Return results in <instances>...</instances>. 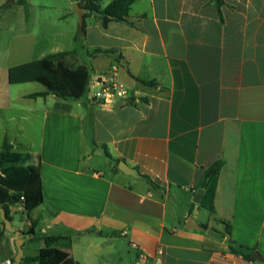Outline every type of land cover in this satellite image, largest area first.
Here are the masks:
<instances>
[{
    "label": "crops",
    "instance_id": "crops-1",
    "mask_svg": "<svg viewBox=\"0 0 264 264\" xmlns=\"http://www.w3.org/2000/svg\"><path fill=\"white\" fill-rule=\"evenodd\" d=\"M10 34L14 46L0 59V152L7 142L30 154L44 193L29 215L21 203L10 207L16 230L36 229L23 235V257L53 237V264H134L141 254L160 264H264L230 251L233 241L264 258V0H134L126 21L103 25L89 14L78 34L38 51L23 47L22 31ZM62 52L90 76L116 65L137 94L116 109L88 97L32 98L46 87L9 82L11 67ZM104 147L141 177L110 163ZM221 160L212 212L201 206L205 190L193 199ZM190 218L203 230L189 228ZM0 231V264L14 261L17 238L1 214Z\"/></svg>",
    "mask_w": 264,
    "mask_h": 264
},
{
    "label": "trees",
    "instance_id": "trees-1",
    "mask_svg": "<svg viewBox=\"0 0 264 264\" xmlns=\"http://www.w3.org/2000/svg\"><path fill=\"white\" fill-rule=\"evenodd\" d=\"M82 7L86 9V16L95 14L107 25L111 21H126L129 16L134 0H113L106 7L102 8L100 0H79ZM20 4L26 5V0H18ZM223 0H218L221 6ZM85 16V17H86ZM85 28V21L82 29ZM68 52L55 53L46 57L11 67L9 70V82L11 84H22L28 82H39L46 87L45 92L31 94L30 97H43L54 94L62 99L83 100L88 97V83L90 74L85 67L72 69L62 60ZM147 84V83H146ZM13 146L5 143L0 152V205L5 208L7 217L12 221L10 207L21 203L28 215L44 202L42 178L39 166L32 163L30 154L12 151ZM104 156L112 164L118 166L120 160L115 159L104 147ZM224 161H218L211 165L199 185L205 190L201 206L210 211H214V197L217 189L218 177ZM153 184L150 178L144 176ZM226 224L229 232L230 226ZM4 229L5 224L3 222ZM35 226L32 225L25 235L35 234ZM3 233L0 231V243ZM57 238H46L47 249L39 255L23 257L21 264H53L59 252L50 249ZM230 251L241 255L246 259L253 260L252 250L243 245H237L230 241ZM14 262V261H13ZM63 264H79L74 260L66 261Z\"/></svg>",
    "mask_w": 264,
    "mask_h": 264
},
{
    "label": "rangeland",
    "instance_id": "rangeland-1",
    "mask_svg": "<svg viewBox=\"0 0 264 264\" xmlns=\"http://www.w3.org/2000/svg\"><path fill=\"white\" fill-rule=\"evenodd\" d=\"M16 1L0 0V11L7 6L12 8L11 13H0V59H5L6 49L14 46L11 30L17 29L24 33L25 37L20 42L24 48L35 45L38 51L47 48L48 41L62 40L64 34L72 32L78 34L81 29L72 5L73 0H28L27 5ZM37 51L35 57L26 54L20 60L38 58ZM34 83L42 86L39 82Z\"/></svg>",
    "mask_w": 264,
    "mask_h": 264
},
{
    "label": "built area",
    "instance_id": "built-area-1",
    "mask_svg": "<svg viewBox=\"0 0 264 264\" xmlns=\"http://www.w3.org/2000/svg\"><path fill=\"white\" fill-rule=\"evenodd\" d=\"M118 78V68L114 65L108 73L90 76L88 83V98L102 106L112 107L117 102H127V100L136 95ZM159 251L158 255H161ZM2 264H13V261L7 260ZM134 264H160L158 256H149L141 254Z\"/></svg>",
    "mask_w": 264,
    "mask_h": 264
},
{
    "label": "water",
    "instance_id": "water-1",
    "mask_svg": "<svg viewBox=\"0 0 264 264\" xmlns=\"http://www.w3.org/2000/svg\"><path fill=\"white\" fill-rule=\"evenodd\" d=\"M72 5H73V8L75 10L76 15L79 18L80 27L82 29V27L84 25V21H85L86 9L81 6L79 0H73V4ZM123 105H125V102L121 101V102H117L115 107H116V109H118V108L122 107ZM100 154H102V153L100 152ZM119 169L121 171H123L125 174L131 175L134 178H140L141 177V174L139 173V171L137 169L131 168L125 161H120ZM203 193H204V189H201L200 191H198L195 194L193 201L196 202V203H200L201 198L203 196ZM0 214H1V219H2V221L5 224L6 230L9 233H14L16 238H17L16 245H17V248H18V252H17V255H16L15 259H14L13 264H21V261H22L23 256H24V249H23V245H24L23 235H24V233L22 231L16 230L13 227L12 221L7 217L6 210L2 206H0ZM187 225H188L189 228H196V229L203 230L202 227H200V226L195 224V221L192 218H190L188 220V224ZM252 258H254L256 260H259V261H264L263 256L260 253H258L257 251L252 253Z\"/></svg>",
    "mask_w": 264,
    "mask_h": 264
}]
</instances>
